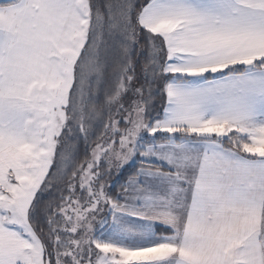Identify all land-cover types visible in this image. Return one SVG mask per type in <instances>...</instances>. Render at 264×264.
Listing matches in <instances>:
<instances>
[{
  "label": "snow or ice",
  "instance_id": "snow-or-ice-1",
  "mask_svg": "<svg viewBox=\"0 0 264 264\" xmlns=\"http://www.w3.org/2000/svg\"><path fill=\"white\" fill-rule=\"evenodd\" d=\"M0 264H264V0H0Z\"/></svg>",
  "mask_w": 264,
  "mask_h": 264
},
{
  "label": "trees",
  "instance_id": "trees-1",
  "mask_svg": "<svg viewBox=\"0 0 264 264\" xmlns=\"http://www.w3.org/2000/svg\"><path fill=\"white\" fill-rule=\"evenodd\" d=\"M158 99L159 98L157 97V100ZM157 107H159V104H157ZM93 139H95V138H93ZM225 145L228 146L227 143H225ZM79 158H80V160H83L85 158V152H84V145L83 144L80 145V157ZM139 167H140V164H139V162H137L131 168L125 170L124 173L118 179H116L114 177V179L116 181H115L113 187L110 189V192L115 193L116 191H118L120 184L123 183V181H125L128 178V176L131 175L135 171L136 168H139Z\"/></svg>",
  "mask_w": 264,
  "mask_h": 264
},
{
  "label": "crops",
  "instance_id": "crops-1",
  "mask_svg": "<svg viewBox=\"0 0 264 264\" xmlns=\"http://www.w3.org/2000/svg\"><path fill=\"white\" fill-rule=\"evenodd\" d=\"M226 146V145H225Z\"/></svg>",
  "mask_w": 264,
  "mask_h": 264
},
{
  "label": "rangeland",
  "instance_id": "rangeland-1",
  "mask_svg": "<svg viewBox=\"0 0 264 264\" xmlns=\"http://www.w3.org/2000/svg\"><path fill=\"white\" fill-rule=\"evenodd\" d=\"M116 181V180H115Z\"/></svg>",
  "mask_w": 264,
  "mask_h": 264
}]
</instances>
